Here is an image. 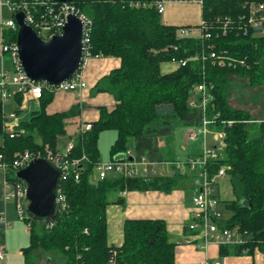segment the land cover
<instances>
[{"label":"trees","instance_id":"16d2710c","mask_svg":"<svg viewBox=\"0 0 264 264\" xmlns=\"http://www.w3.org/2000/svg\"><path fill=\"white\" fill-rule=\"evenodd\" d=\"M10 1L26 3L34 16L45 7L30 6L31 3L54 2ZM156 1L71 2L90 22L86 44L89 56L120 59L119 68L95 86V92L110 94L115 106L110 111L99 108V118L91 124L90 131L73 140V149L65 159L81 161L79 169L76 167L78 180L71 172L61 183L64 209L49 224L26 219L29 245L22 250L25 264H34L36 259H44L48 264H109L111 260L115 264H173L175 245L170 242L162 220H126L123 243L115 247L107 244L106 210L113 203L123 205L120 194L125 191L169 193L183 188L190 176L175 172L148 179L111 176L92 182L94 168L99 163L98 138L103 131L115 132L109 148L110 159L132 150L139 158L174 161L171 126L200 125L202 114L189 107L188 101L193 87L202 82L213 85L208 114L219 113L220 120L233 122L230 127H215L225 132V148L221 160L211 166L210 175L221 166H228L234 195L226 204L231 216L221 221L220 226H237L247 236L242 246H221L220 255H241L243 251L252 254L257 248L264 259V121H254L247 111L234 109L228 102V89L234 77L246 80L251 88L264 86V36L244 35L235 24L237 17L245 12V2L264 4V0H205L201 20L211 37L203 40L177 38L178 27L162 22L153 5ZM218 17H229L234 23L225 35L214 22ZM6 40L15 41L16 31L9 30ZM211 45L216 52L236 62L223 67L202 62L196 55L206 54ZM172 60H186L187 64L162 73L160 66ZM52 97V93L43 89L38 110L31 112L27 121L13 127V138L6 132L0 101V163L7 167L8 182L19 181L13 165L25 152L40 158H45L47 152L58 153L59 138L65 135V119L76 108L47 114L45 108ZM15 98L21 103V95L16 94ZM16 113L19 115L20 111ZM35 134L39 141L35 140ZM161 138L163 148L159 146ZM113 195L116 198L111 200Z\"/></svg>","mask_w":264,"mask_h":264},{"label":"built area","instance_id":"2783aa9c","mask_svg":"<svg viewBox=\"0 0 264 264\" xmlns=\"http://www.w3.org/2000/svg\"><path fill=\"white\" fill-rule=\"evenodd\" d=\"M204 2L205 0H157L153 5L157 13L162 14L165 7L170 3L195 5L202 10ZM30 6H42L45 7V9L42 13L34 16L27 9L28 6L26 3H14L10 0H0V9L6 10L9 14H14L15 16V14L19 12L24 13L26 23L33 28L42 39L60 34L68 15L77 16L84 23L85 27V53L81 66L82 68L86 60L90 58L86 48L89 20L81 14L72 3H57L54 1L48 4L47 2L41 1L33 2ZM243 8L245 12L237 17L235 22L236 27H239L244 35H252L253 37L264 36V4L245 2ZM214 22L220 25V32H222V35H225L227 30L231 29L234 24L229 17H218ZM0 28L2 30L8 29L10 31H16L17 33L18 26L13 17L9 20L1 21ZM208 29L209 28L205 25L203 20H201L199 25L194 28H178L175 35L177 38L181 39H209L211 34L207 32ZM0 50L1 53L6 56L9 65L8 70L1 69L0 72V101L3 107L4 104L8 100L13 99L16 94L21 95L22 98L21 104L17 105V111H19L24 108L22 105L25 104L28 99L39 100L43 89L49 92H75L86 88L85 82L81 80L80 72L57 87H50L44 83H33L25 76L19 63L16 40L11 41L4 38ZM196 56L202 62L209 61L212 65L220 67L236 62L226 54L216 52L214 45L208 48L206 54L202 52L201 55L197 54ZM171 63L175 64L176 67H184L187 61L172 60ZM240 63L242 64V62ZM11 86L14 87L12 91L10 90ZM212 89L213 85H207L205 82H202L193 87L188 101L189 107L199 110L202 114L199 126L185 128V146L188 142L197 140L201 142V149L196 155H187L184 161L181 162L176 160L157 161L146 157L139 158L133 154L132 150H127L124 153L116 155L113 159H110L104 164L98 163L94 168L97 173V180H103L111 176L148 179L154 176H170L175 172L190 176L193 191L190 199L191 213L187 230L191 233L190 236L195 238L196 243L198 242V246L202 249H205L209 244H215L219 247L242 246L247 240V236L242 233L237 226L230 228L220 226L223 220L217 207L218 201L214 193V188L217 180L226 176L230 168L228 166H221L214 175H210L211 166L215 161L221 160L222 152L225 148V132L215 127L217 125L230 127L233 122L220 120L219 113H214L211 116L208 114V107L213 100ZM3 117L6 123H8V120H15L17 118L16 111L7 114L4 113ZM90 129L91 124H85L81 129V134L90 131ZM9 137L13 138L14 133H9ZM72 149L73 142H69L63 153L58 152L53 154L47 152L45 157L61 167L64 172L63 180L66 179L71 172L75 174V180H78V173L76 170L79 169L81 159L71 162L65 159ZM34 158L40 157H33L30 153L25 152L16 160L13 167L17 172ZM83 159H85L84 156L82 157V160ZM6 169V165L0 163V170L4 180V200L13 203L18 220L25 223L28 218L24 207L25 187L20 180L18 182H8L5 175ZM58 201L60 204L59 210L64 209V198L60 190ZM0 221L7 223L3 216H0ZM26 225L29 227L28 224ZM114 255L115 253L113 256ZM4 258V249L0 248V260ZM109 264H115V261L111 260ZM200 264H220V262L205 261Z\"/></svg>","mask_w":264,"mask_h":264},{"label":"crops","instance_id":"0c3cea01","mask_svg":"<svg viewBox=\"0 0 264 264\" xmlns=\"http://www.w3.org/2000/svg\"><path fill=\"white\" fill-rule=\"evenodd\" d=\"M11 18V14L0 9V22ZM199 19L201 21V9L190 4L170 3L161 14L162 22L170 26H190L197 24ZM8 31V29L0 28V49L3 39L8 36ZM119 66L120 59L115 57H90L80 70L81 80L85 82L86 88L75 92H49L46 90L53 94L51 102L45 108L47 114L67 112L73 107L76 108V112L65 119V135L60 138L65 142V147L61 150L58 148L59 153H63L67 144L73 142L81 134V129L85 124H92L98 120L99 108L103 107L109 111L114 108L113 97L105 92H95V86L99 80ZM176 68L175 64L163 63L160 66V71L169 73ZM1 69L8 70L9 65L6 56L0 50V72ZM10 90H14V87L11 86ZM15 97L16 95L4 104L3 114L17 112V105L21 103H18ZM22 106L24 108L19 110L20 114L16 113L17 118L22 113L29 111L31 106L39 107V101L28 99ZM114 139L115 134L108 135L109 146ZM198 151L194 150L190 155H196ZM218 180L214 193L219 205L218 195L215 192L218 188ZM4 191V180L0 170V216L5 217L7 222L0 221V248H3L5 252V258L0 260V264H25L22 250L29 245V227L18 220L13 203L4 200ZM192 191L190 180L184 184L183 188L175 189L169 193L154 190L121 193L120 197L124 200V204L113 203L106 210L107 244L115 247L122 245L123 224L126 220H162L165 223L170 242L175 245L173 264H200L205 261H218L220 264H264L263 254L257 248L252 254H246L244 251L241 255L221 256L220 247L215 244H209L205 249L198 246V242L196 243L195 238H192L191 233L187 230L191 213ZM33 257L36 255L33 254ZM34 264L48 263L44 259H36Z\"/></svg>","mask_w":264,"mask_h":264},{"label":"water","instance_id":"95a60500","mask_svg":"<svg viewBox=\"0 0 264 264\" xmlns=\"http://www.w3.org/2000/svg\"><path fill=\"white\" fill-rule=\"evenodd\" d=\"M71 3L78 0H54ZM18 26V59L25 76L33 83L57 87L80 72L85 53L84 23L68 15L60 34L40 38L25 21L22 12L15 14ZM64 172L46 158H34L15 173L25 187V212L34 221L52 223L59 212V190Z\"/></svg>","mask_w":264,"mask_h":264},{"label":"rangeland","instance_id":"374dc122","mask_svg":"<svg viewBox=\"0 0 264 264\" xmlns=\"http://www.w3.org/2000/svg\"><path fill=\"white\" fill-rule=\"evenodd\" d=\"M7 17V16H5ZM200 23V19L197 24L190 25V26H181L175 25L176 27H188L194 28L198 26ZM171 64V63H168ZM173 66V65H171ZM95 94V93H94ZM228 102L230 106L234 109L247 111L254 121L262 122L264 121V86L251 88L247 85L246 80L240 78H232L230 82V87L228 89ZM39 107H32L27 112L22 113L17 119L15 120H8L6 126V132L12 133L13 127L18 125L20 122H25L29 119L31 112L35 111ZM171 128L173 129V144L175 150V160L176 161H184L187 155H190L194 150L201 149V142L200 140L188 142L186 146H184V135L186 133V129L182 127L179 123H174ZM115 134L113 131H103L98 138V150H99V163L104 164L110 160L109 157V140L108 135ZM116 136V134H115ZM61 138V137H60ZM59 138L58 148L61 150L65 146V142ZM35 140L39 141L38 136L35 134ZM159 146L163 148L164 146V139H159ZM104 148V150H103ZM102 149V150H101ZM103 151V152H102ZM97 181V173L94 170L92 176V182ZM218 195L219 205L218 209L221 214V218L223 220H228L231 213L227 210L226 204L234 199V195L232 192V187L230 183L229 176H225L224 178H220L218 180V188L215 190ZM111 200L115 199L116 196H111Z\"/></svg>","mask_w":264,"mask_h":264}]
</instances>
